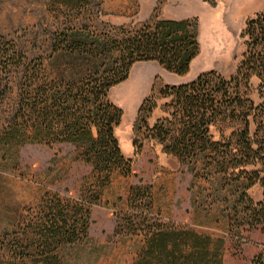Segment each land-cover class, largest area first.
<instances>
[{
  "label": "trees",
  "instance_id": "obj_1",
  "mask_svg": "<svg viewBox=\"0 0 264 264\" xmlns=\"http://www.w3.org/2000/svg\"><path fill=\"white\" fill-rule=\"evenodd\" d=\"M42 1L68 19L80 16L89 3ZM241 36L245 50L234 75L224 78L210 70L164 86L165 113L147 128L193 178L217 177L212 203H224L227 234L237 249L249 232L264 233V12L246 21ZM12 48L0 44V102L9 92L10 75L19 72L16 105L0 119V144L68 143L76 149L74 160L91 169L81 179L78 197L49 191L34 209L18 216L1 238L0 264H62L65 247L90 239L91 209L101 203L112 175L132 173L133 160L123 154L115 135L122 110L108 99L110 88L124 81L136 62L187 73L199 50L197 24L163 18L122 37L89 35L84 27L69 24L56 31L46 54L30 57ZM252 77L260 80L259 103L246 91ZM153 108L146 99L138 114ZM222 116L241 127L232 138L214 140L209 126ZM199 160L202 174L195 168ZM255 185L261 188L259 200L249 192ZM191 203L196 205L193 198ZM126 204L114 213L113 236L142 238L131 264H224V237L163 220L151 184L130 185ZM249 264H264V250Z\"/></svg>",
  "mask_w": 264,
  "mask_h": 264
},
{
  "label": "rangeland",
  "instance_id": "obj_2",
  "mask_svg": "<svg viewBox=\"0 0 264 264\" xmlns=\"http://www.w3.org/2000/svg\"><path fill=\"white\" fill-rule=\"evenodd\" d=\"M263 12L264 0H89L80 16L68 19L48 10L42 0H0V44L30 57L49 52L56 31L69 24L84 27L89 35L116 37L163 18H189L197 24L199 50L187 73L177 75L156 62H136L128 77L110 88L108 99L122 110L115 135L123 154L133 160L132 173L112 175L101 203L91 209L90 239L65 247L62 264H131L142 238L113 236L114 213L127 208L128 188L139 180L152 185L155 207L163 220L224 237L226 264H243L242 245L237 249L224 233V203H212L210 194L217 187V177L193 178L187 165L166 153L163 143L151 138L147 128L165 113L162 106L168 98L161 94L164 86L192 81L210 70L224 78L234 75L245 50L242 29L248 19ZM10 76L9 92L0 102V119L17 102L18 70ZM259 82L252 77L246 90L255 103L263 100ZM146 99L154 108L149 114H138ZM240 127L239 122L222 116L209 126V134L214 140H227ZM75 153L68 143L0 144V241L18 216L34 209L46 192L78 197L81 179L91 167L75 161ZM195 168L202 174L200 160ZM249 192L254 199L261 188L255 186Z\"/></svg>",
  "mask_w": 264,
  "mask_h": 264
},
{
  "label": "crops",
  "instance_id": "obj_3",
  "mask_svg": "<svg viewBox=\"0 0 264 264\" xmlns=\"http://www.w3.org/2000/svg\"><path fill=\"white\" fill-rule=\"evenodd\" d=\"M248 13L250 12L248 11ZM255 186H259V185H255ZM255 186H253L252 188H254ZM261 196H262L261 193H258V195L254 197V199L259 200ZM223 225H224L223 229L225 230L224 233H226L227 235V226H228L227 219H224ZM246 235H247V242L242 244V252L246 258L243 260V264H249L251 259L257 253H259L262 246L264 245V233L261 232L260 230H253ZM224 264H226L225 255H224Z\"/></svg>",
  "mask_w": 264,
  "mask_h": 264
}]
</instances>
